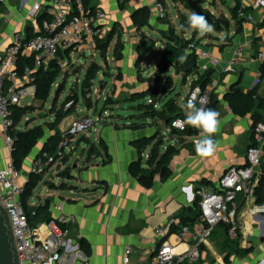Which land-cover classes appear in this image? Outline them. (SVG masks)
Instances as JSON below:
<instances>
[{"label": "crops", "instance_id": "1", "mask_svg": "<svg viewBox=\"0 0 264 264\" xmlns=\"http://www.w3.org/2000/svg\"><path fill=\"white\" fill-rule=\"evenodd\" d=\"M221 3L229 9L238 4L247 11L243 22L237 24L234 21L232 36L226 35L222 39L206 38L199 40L197 44L202 45L198 47L218 60L216 65H212L208 59L197 58V73L210 71V82L215 83L211 91V104L216 103L213 109L220 114L219 129L213 136L217 145L215 153L210 157L196 154L195 142L202 138L201 130L196 128L194 134L184 137L188 144L180 147L172 156L169 176L161 179L156 174L151 184L144 186L133 176L130 166L140 159V165L145 167L151 145L139 153L137 142L142 138H151L157 129H161V133L165 135L163 148L168 143L174 144L176 139L168 135L169 129L157 122L150 123L149 120L142 127H130V121L118 119H101L93 123L89 129L92 138H85L97 147L99 154L96 152L88 162H84V159L71 168L68 166L69 159L65 164L61 162L59 170L69 167L68 173L60 175L59 170L55 171L58 181L50 180L54 186L41 190L40 195H35V200L32 199L33 191L26 202L29 207L45 206V213L50 218L60 215L72 217L68 236L71 245L67 251L62 252L60 264H74L84 258L90 264H122L121 256L126 245L132 247V259L137 264H149L153 250L163 240L184 250L191 242L187 240L179 243L176 235L183 224L190 231L199 224V217H195V189L215 186L226 168L245 164V150L251 141L252 119L250 114L240 116L233 113L226 94L234 88L246 92L257 83L256 73L262 63L252 58V55L259 50L264 51V42L257 37L253 22L260 20L264 8H254L250 0H221ZM88 4L91 9L100 8L106 14L107 30L116 31L120 41V29L128 33V39L121 41V58L115 60L112 57L118 67L123 64L133 68L135 61L137 62L139 33L156 24L159 30L164 28L157 22L161 18L158 16L155 0H88ZM28 8V0H4L2 3L1 51L6 48L14 32H22L26 36L38 32L40 25L38 21L27 17ZM143 17L146 22L140 27L138 24ZM226 28L228 30L229 27ZM238 45L245 47L240 68L225 71L224 68ZM195 78L196 75L189 77L188 80L191 81L187 85L185 97ZM151 81L146 87L139 84L130 92L146 91L151 87ZM31 86L34 87L33 84ZM174 93L179 95L177 90ZM260 98H264V81L257 86L256 99ZM176 104L178 105L177 98ZM186 112L187 109L185 115ZM53 133L44 128V138L33 147L18 172L20 182H27L30 168L42 145ZM7 157L0 132L1 166L5 165ZM261 161L255 186L264 172V149ZM65 178L71 179V184L64 182L65 186L59 187L63 183L60 181ZM236 209L239 237L231 239L224 227L217 225L210 238L200 245L199 259L188 264H264V203H257L254 193L238 195ZM179 215L185 217L184 220ZM160 229H165L163 235H159ZM81 239L86 242L88 255L79 248L78 242ZM75 244L78 245L77 248Z\"/></svg>", "mask_w": 264, "mask_h": 264}, {"label": "built area", "instance_id": "2", "mask_svg": "<svg viewBox=\"0 0 264 264\" xmlns=\"http://www.w3.org/2000/svg\"><path fill=\"white\" fill-rule=\"evenodd\" d=\"M27 17L37 20L43 17L36 34L26 36L22 32H14L4 50H0V132L8 157L4 166L0 165V205L7 220L8 229L12 234L17 264H60L62 252L67 251L71 241L69 223L72 217L60 215L56 218L31 223L35 216V206L25 210L21 201L24 193V183L20 182L19 174L15 170L10 158L12 143L9 135L11 119L9 105H19L26 96H34L35 87L31 86L33 71L46 70L52 61L60 68L69 63L68 55L73 51L97 50V42L107 32L105 23L107 16L100 8L91 9L85 0H28ZM254 8H264V0H250ZM4 0H0V9ZM159 18L165 16L162 4L155 0ZM241 6L237 12L239 17H245ZM253 29L259 40L264 42V14L259 21L253 22ZM1 37V30H0ZM188 48L194 51L197 58L208 59L212 65L218 60L209 52L199 48L195 42H190ZM244 46L236 47L225 66V71H234L241 63ZM19 57H30L31 65L18 71ZM264 64V51L259 50L252 55ZM262 73L257 70L256 82H260ZM214 82L205 88L199 85L191 87L185 97V104L195 89L200 90V96L206 98L205 107L210 102V95ZM199 107V100L197 102ZM185 117H176L170 121L169 130L184 131L190 125L180 126L174 122L183 121ZM93 125L90 117H78L67 130L72 137L89 130ZM192 127V126H191ZM59 143L58 155L61 159L63 149L71 138H66L63 132ZM65 144L64 148L61 145ZM262 149H264V121H258L251 127V141L245 150V164L243 166H229L221 174L215 186L198 187L194 194L198 199L199 224L190 231L186 225H181L177 232L179 243L189 240L191 243L184 249H177L176 245L163 240L153 250L149 264H188L200 257V245L210 238L217 225L226 226V234L231 239L239 237L236 198L238 195H252L257 178V169L261 165ZM57 159V158H56ZM53 156L43 153L33 162L30 173H42L47 163L56 162ZM47 162H46V161ZM165 229L159 230L163 235ZM77 248L78 245L75 244ZM133 249L126 245L121 256L122 264H137L132 259ZM74 264H90L84 258Z\"/></svg>", "mask_w": 264, "mask_h": 264}, {"label": "trees", "instance_id": "3", "mask_svg": "<svg viewBox=\"0 0 264 264\" xmlns=\"http://www.w3.org/2000/svg\"><path fill=\"white\" fill-rule=\"evenodd\" d=\"M163 3V0H158ZM85 4L89 6L88 0H85ZM121 6V4H120ZM186 6V4H185ZM239 5L236 4L230 8V14L232 19L240 24L245 20V17L238 16ZM247 9H243L244 14ZM144 16V12L142 13ZM42 16L37 18L39 25L42 20ZM179 18L181 23L184 25L187 22L186 17L179 12ZM142 21L138 24L140 27L144 26L146 20L145 17L141 18ZM144 21V23H143ZM37 33V32H36ZM35 33V34H36ZM31 36V35H30ZM107 40V39H105ZM108 41V40H107ZM194 41V39H186L183 35L175 33H163L162 38V49L160 51V58L158 61V67L163 66V72L160 74L166 73L168 68H172L176 75H181L182 80L185 82L190 76L196 75V78L192 80L191 86L199 85L201 88H205L208 83H210V71L205 70L204 73H197V57L194 51L188 48V44ZM123 43L120 41L119 37L116 39V42L113 46V57L115 60H119L122 54ZM139 50V49H138ZM97 51L99 55L103 58L106 57L107 44L103 39L97 42ZM185 55L187 59L184 62H181L178 57L180 55ZM140 56V52H139ZM139 58V57H138ZM32 60L30 57H19L18 59V71L19 74H22V68L27 65H31ZM60 67L55 62L52 61L49 67L46 70L38 69L33 71L31 74L32 84L35 87L34 98L45 102L48 98L49 91L52 84L55 82L57 76L60 73ZM101 68L94 62H92L86 69L85 76L82 79V94L85 96L87 92H90L91 81L96 77L97 72ZM260 71L262 73L260 82L264 81V64L260 66ZM260 82L256 83L251 89L243 92L239 88H234L231 91L227 92L226 99L233 113L243 116L250 114L252 119V125L258 121H264V98L256 99L257 96V86ZM171 83V77L166 76L164 81V86L162 92L167 91V87ZM75 99V98H74ZM90 99L85 97V102L87 106L89 105ZM132 105L130 108L133 111L137 112L136 120L130 121V127H142L145 124L146 120H149L150 123H160L162 127H167L169 129L170 121L176 117H185V113L182 112V109L176 104V98L168 100L166 103L162 102L160 108L156 107V102L160 101L155 96V92L151 88L142 92H134L131 98ZM212 97L210 95V102L207 105V108L213 109L216 106L211 104ZM28 107L20 106L16 104L9 105V116L11 119V126L9 128V135L11 136L12 143L10 146V158L13 162L14 168L19 172L22 168L24 159L30 154L33 147L41 140L44 136V128L53 131L48 139L42 145L41 150L38 153L40 157L43 153L48 156H54L56 150L59 148V143L62 139L59 130V124L61 121L68 115L74 112V109L71 108V100L68 98L64 103V112L56 111L53 115V120L50 122H45L44 124H38L33 127L28 128L30 121H26L24 125L21 126V121ZM159 124V125H160ZM197 131L196 128L188 126L184 131H177L174 129L168 130V135L172 138H175L174 144H166L163 148L165 141V135L161 133V129H157L155 134L151 138H142L137 142V148L139 153H142L145 148L151 145L148 156L146 159L145 167L140 165V159L132 163L130 166V171L138 181L144 185L149 186L156 174L159 175L161 179H166L170 174L169 162L172 156L178 151L182 146H186L188 143L185 141V136L192 135ZM66 138H71L72 135L65 131ZM81 141H85L87 144L86 158L84 162H88L91 156H94L97 152L99 154L97 147H94L85 137H81ZM140 155V154H139ZM68 161V156L66 154L62 157V163L65 164ZM262 162V161H261ZM68 168L66 167L64 171L59 172L60 175H66ZM43 174L30 173L27 182L24 185V193L21 195V201L25 210L29 212L30 207L27 205V200L33 195V191L36 188L38 182H40ZM49 188H52L54 185L50 181L45 182ZM65 186L64 183L59 185V187ZM254 195L256 197V202L261 204L264 203V172H262L257 185L254 187ZM195 217H199V207L198 199L195 202ZM45 206L39 205L35 207V216L31 218V223L36 224L38 222L49 220L45 213ZM181 217V215H179ZM185 217H181L184 220ZM183 223H185L183 221ZM185 225V224H183ZM224 227L226 232V226L220 224ZM79 248L84 251L86 255L89 254V249L84 240H79Z\"/></svg>", "mask_w": 264, "mask_h": 264}, {"label": "rangeland", "instance_id": "4", "mask_svg": "<svg viewBox=\"0 0 264 264\" xmlns=\"http://www.w3.org/2000/svg\"><path fill=\"white\" fill-rule=\"evenodd\" d=\"M160 3L165 10V16L157 22L162 24L164 28L159 30L158 24H156L154 26H149V30L145 28L143 32L138 34L140 43L138 51L140 52V56L137 62L135 61L133 68H131L132 66L123 64L119 67L116 65V61L113 60L112 57L113 46L118 37V33L116 31L107 30L103 38V41L107 44L105 58L101 57L97 50L88 51L81 49L79 51H73L68 55L69 63L60 69V73L52 84L45 102L36 100L31 96H26L21 99L19 105L28 107L21 121V126L22 124L24 125L26 121H30L28 128L52 121L54 112H64V108L62 107L67 98L71 100V108L74 109V112L68 114L61 121L59 125L61 135L69 129L71 123L78 117L88 116L92 119L94 124L101 119L107 121L128 120L132 122L136 120L135 117L138 113L130 108L132 105L131 98L133 96L130 90L136 88L139 84L146 87L147 84H149L148 82L152 79L154 80L151 81L150 88L155 92L157 99L160 100L156 102V107L160 108L162 102H167L176 97L178 106L185 112L186 108L184 107L183 100L187 85L190 83L191 79L188 80L189 78H187L184 82L181 75H176L172 68H168L166 73L160 75L164 68L163 66L158 67V61L162 49L163 33L181 35L180 28L183 24L179 18V12L184 13L186 17L190 14L184 9V0H163V3ZM202 7L215 15L222 14L228 20L229 28L228 30L224 28L222 31L214 30L203 36L199 35L196 30L191 29L184 35L186 39L190 40L193 38V42L198 44L199 40L206 38L211 39L213 37H218L222 39L226 35H233L232 32L235 27L234 20L231 17L230 9L223 5L221 0H205ZM122 30L124 29H120L121 35L119 36H121V41H126L128 39V33L125 31L122 32ZM201 46L202 45L199 47ZM92 62L96 63L101 69L91 81L89 94L86 92L85 96H83L81 82L85 76L86 69ZM235 68L239 69L240 67L235 66ZM167 75L171 77V83L169 87H167V91L162 92ZM175 90H177L179 95L174 93ZM85 97L90 99L88 106L85 102ZM79 114L82 116H79ZM46 131L49 130L46 128ZM82 136L92 138L90 136V131L86 130L71 137V141L66 143L68 144L67 147L64 148L65 144L61 145V147L64 148V154L68 156V166L70 168L78 162L82 163L86 157L87 145L85 141L80 140ZM54 158H57L55 160L56 162L47 163L41 173L43 175L34 189L33 200H35V195H40L41 190L47 187L46 181H58L54 175L55 171H58L59 168L62 167V164H60L62 158L58 159V149L53 156V159ZM64 169L65 168L59 171L62 172ZM60 182H69L71 184V179L65 178Z\"/></svg>", "mask_w": 264, "mask_h": 264}, {"label": "clouds", "instance_id": "5", "mask_svg": "<svg viewBox=\"0 0 264 264\" xmlns=\"http://www.w3.org/2000/svg\"><path fill=\"white\" fill-rule=\"evenodd\" d=\"M187 27L194 29L199 35L214 31V25L208 19L199 13L192 12L187 18ZM178 59L184 62L187 57L180 55ZM200 90L195 89L187 99L184 107L187 109L186 118L183 121L174 122V126L179 124L181 127L190 125L201 130L202 138L195 142L196 154L201 157H210L215 153L216 141L213 136L217 133L220 125V114L214 109L205 107L206 98L199 95ZM199 100L200 106H197Z\"/></svg>", "mask_w": 264, "mask_h": 264}, {"label": "water", "instance_id": "6", "mask_svg": "<svg viewBox=\"0 0 264 264\" xmlns=\"http://www.w3.org/2000/svg\"><path fill=\"white\" fill-rule=\"evenodd\" d=\"M205 0H184L185 10L191 15L194 11L204 15L210 23L214 25L215 31H222L228 26V20L222 14H213L202 7ZM182 13V12H181ZM184 16L185 14L182 13ZM186 17V16H185ZM188 17H186L187 19ZM191 29L187 27V22L181 26L180 34L185 35ZM68 173V172H67ZM0 264H17L13 239L8 229L7 220L0 205Z\"/></svg>", "mask_w": 264, "mask_h": 264}]
</instances>
